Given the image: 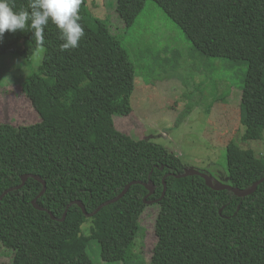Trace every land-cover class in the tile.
Returning a JSON list of instances; mask_svg holds the SVG:
<instances>
[{
	"label": "trees",
	"instance_id": "1",
	"mask_svg": "<svg viewBox=\"0 0 264 264\" xmlns=\"http://www.w3.org/2000/svg\"><path fill=\"white\" fill-rule=\"evenodd\" d=\"M147 0H116V12L131 27ZM204 55L247 70L241 92L242 143L264 137V0H153ZM13 11L29 0H11ZM82 0L79 47L61 52L59 32L49 22L37 72L21 88L40 116L37 123L0 124V195L32 174L46 183L38 205L57 220L80 201L87 213L115 198L132 181H152L156 200L168 174H183L181 159L164 147L134 140L114 126V115L132 112L134 66L120 39ZM30 11V9H29ZM30 24V21H29ZM32 30L5 32L0 55L14 51L30 57L36 50ZM226 184L247 189L264 177V156L235 141L226 147ZM158 203L157 243L150 264H264V182L247 197L213 191L202 178L165 179ZM42 185L28 179L0 203V244L14 252L11 264H94L87 253L97 241L104 262L132 261L139 219L148 191L135 184L114 204L86 218L71 206L63 222L38 211L32 201ZM148 199V200H149ZM221 211V213H220ZM90 222L89 233L82 226Z\"/></svg>",
	"mask_w": 264,
	"mask_h": 264
},
{
	"label": "rangeland",
	"instance_id": "2",
	"mask_svg": "<svg viewBox=\"0 0 264 264\" xmlns=\"http://www.w3.org/2000/svg\"><path fill=\"white\" fill-rule=\"evenodd\" d=\"M92 15L103 19L121 41L134 66L135 89L132 112L114 115L115 128L134 140L154 142L183 162L185 169L206 174L226 184V147L235 141L264 156V137L259 143H242L241 92L247 70L244 61L232 62L201 53L184 31L153 0H147L131 27H125L116 12V0H88ZM14 51L0 55V124L14 127L39 122L40 116L21 88L37 72L43 53L25 57ZM140 216L132 261L150 264L157 243L155 221L158 203L145 204ZM90 222L82 226L89 233ZM87 253L94 264L101 259L97 241ZM14 252L0 244V264H11Z\"/></svg>",
	"mask_w": 264,
	"mask_h": 264
},
{
	"label": "clouds",
	"instance_id": "3",
	"mask_svg": "<svg viewBox=\"0 0 264 264\" xmlns=\"http://www.w3.org/2000/svg\"><path fill=\"white\" fill-rule=\"evenodd\" d=\"M81 3L82 0H29L27 9L13 11L11 0H0V41L5 32L15 33L30 27L36 51L43 53L46 51L44 30L51 22L56 26L58 38L62 41L60 51L76 49L85 35L84 28L79 23Z\"/></svg>",
	"mask_w": 264,
	"mask_h": 264
},
{
	"label": "water",
	"instance_id": "4",
	"mask_svg": "<svg viewBox=\"0 0 264 264\" xmlns=\"http://www.w3.org/2000/svg\"><path fill=\"white\" fill-rule=\"evenodd\" d=\"M169 176H173L177 179H180V178H185V177H190V176H199L200 178H202L205 182V185L213 190V191H229L231 193H233L236 197H247L249 195H252L257 187L264 182V177L261 178L260 180L256 181L251 187L247 188V189H239V188H236V187H232L228 184H220V183H217V182H214L209 176H207L206 174H203V173H200L198 171H195V170H187L185 169L184 170V173L183 174H168V175H165L163 180H162V185H163V192L161 194V197L156 199V200H150L149 198L154 194L155 192V187H154V184L152 183V181H149L148 183H143V182H140V181H132L130 182L129 184H127L124 189L121 191L120 194H118L115 198L107 201V202H104L103 204H101L93 213H87L86 210H85V207L84 205L82 204V202L80 201H74V202H71L64 214H63V217L60 219V220H57L49 211L41 208L39 205H38V199L45 193L46 191V183L44 180H42L39 176H36V175H32V174H25V175H22L21 176V183L18 185V186H15V187H12V188H9L7 190H5L1 195H0V203L1 201L3 200V198L10 192L14 191V190H20L21 188L24 187V185L26 184V182L28 181V179H34L36 181H38L41 185H42V191L39 193V195L32 201V206L34 207V209L38 210V211H45L49 214L50 218L52 220H57L59 222H63L66 215H67V211L68 209L73 206V205H77L82 213L85 215L86 218H92L94 217L103 207L105 206H108L110 204H114L116 202H118L119 200H121L125 194L128 192V190L130 189V187L132 185H135V184H140L142 186L145 187V189L148 191V194L145 196L143 202L145 204H152V203H157L159 201H161L163 199V197L165 196V192H166V182H165V179ZM149 199V200H148ZM221 213V211H220Z\"/></svg>",
	"mask_w": 264,
	"mask_h": 264
}]
</instances>
